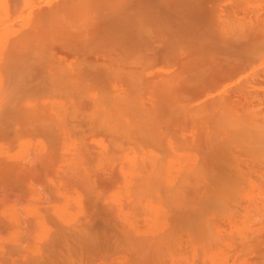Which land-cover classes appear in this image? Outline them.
Instances as JSON below:
<instances>
[{
  "label": "bare ground",
  "instance_id": "1",
  "mask_svg": "<svg viewBox=\"0 0 264 264\" xmlns=\"http://www.w3.org/2000/svg\"><path fill=\"white\" fill-rule=\"evenodd\" d=\"M12 113L22 160L78 183L36 264H264V0H0Z\"/></svg>",
  "mask_w": 264,
  "mask_h": 264
},
{
  "label": "rangeland",
  "instance_id": "2",
  "mask_svg": "<svg viewBox=\"0 0 264 264\" xmlns=\"http://www.w3.org/2000/svg\"><path fill=\"white\" fill-rule=\"evenodd\" d=\"M11 115H14V116H12V117H17V115L16 114H11ZM16 115V116H15ZM13 119V118H12ZM18 121V119L16 118L15 119V121H13V120H11L12 122H14V123H12V122H7V123H5V125L6 124H8V125H6V127L8 126H11V123H12V130L10 131V134H9V136H8V131H6V132H3V133H7L6 135H5V137L4 138H0V142L2 143L1 145L2 146H4V150H3V148L1 149V150H3V152L4 153H6V152H8V153H6V155L9 157V152H12V156L15 158L14 160H11L12 162H9V161H7L6 159H7V156L6 155H4L3 157H2V160H4V161H2L1 159H0V161H2L3 163L5 162H8V164L7 165H10L9 163H11V165L9 166V167H7L8 168V170L9 171H11V169H12V171H11V173H9V175H10V177H9V175H8V178H7V176H4V178H0V213H2V214H0V248H1V250H0V264H13L12 262L14 261V264H16L15 263V261H16V257L18 256V254L20 255V256H18L17 258L19 259V257H20V259L21 260H24V259H22V258H24L25 256V258H27V256H28V259L29 260H27V259H25V260H27L28 262H25V260L23 261V262H25V263H23L22 261V264H28V263H32V264H36V262L38 261V259H39V256H41V255H44V253L46 252V250H47V248H48V246L50 245V240H51V236H53L54 235V237H55V234L57 233V230H58V228L61 226V224H62V221L64 220V216H66L65 214L67 213V215H70V216H72V215H74V214H72V213H75L76 212V207L74 206V202H73V200L71 199L72 198V196H73V194L75 193V190H77L78 189V183L77 182H73V181H70V180H66L65 182H63L62 180H63V178H62V171H61V163H62V161H64V159L62 158V156H59V157H56V158H54L53 160H52V165H50V166H48L47 168H46V170H45V172L44 173H42V172H40V171H38L36 168L34 169V167H33V165L29 162V157H27V158H25V161L24 160H22V158H23V156H27V155H24L23 153H25L24 151H28L27 150V147H28V145H27V147L25 148V146L22 148V146H21V143H23V141H24V143H25V141H28V138H31L32 140H35V139H37V138H39L37 135H35V131H32L31 132V130H29L30 132H26V131H28V130H26L25 131V129H23V127L21 128V126L17 123L16 124V122ZM10 124V125H9ZM2 125V124H1ZM1 125H0V127H1ZM16 125L18 126V127H20L22 130H24V132L22 133V132H20V131H22L20 128H15L16 127ZM4 127V129L3 128H1L2 130H0V131H5V129L7 130V128L5 127V126H3ZM9 128H11V127H9ZM17 129L16 131H15V129ZM14 129V130H13ZM20 130V131H19ZM12 131H14V134H15V136H16V141L14 140V138H15V136H14V134H12ZM17 132H20L21 133V135L19 136L18 134H17ZM35 132V133H34ZM3 133H0V137H3L4 136V134ZM37 134V133H36ZM2 135V136H1ZM23 135V136H22ZM24 135H25V137H24ZM11 136V137H10ZM18 136V137H17ZM22 136V137H21ZM20 137V138H19ZM9 138H12V139H9ZM9 139V140H8ZM18 139V140H17ZM10 140H12V141H15V142H12L11 143V141ZM19 140H21V141H19ZM5 141V142H4ZM9 141V142H8ZM4 142V143H3ZM29 142V141H28ZM8 145V147H10L11 148V150H10V148H8L7 147V145ZM9 143V144H8ZM19 143V144H18ZM5 144V145H4ZM18 144V145H17ZM1 145H0V147H1ZM16 145H17V148H16ZM6 147V148H5ZM20 148V149H19ZM32 149V148H31ZM15 150V152L16 151H21L20 153L18 152V154L17 153H13V151ZM55 152V154H57L56 153V151H54ZM3 153V154H4ZM22 153V154H21ZM16 156H15V155ZM19 154H21V156L19 155ZM10 156H11V153H10ZM11 156V157H12ZM19 156V158H16V157H18ZM15 161H17L18 162V164H17V162H15ZM19 161H20V163H19ZM4 163V164H5ZM12 163H15V164H17V166L15 167L14 166V164H12ZM1 166H3V165H1ZM26 168H25V167ZM12 167H14V168H12ZM31 167V168H30ZM14 169V170H13ZM32 170V171H31ZM33 170H34V172H33ZM25 172V174H26V178H27V180H28V183H29V185H31L32 187H33V189H35V191L34 192H28V191H26V193H25V190H22V192H21V190H15V189H13L12 188V186H10V184H11V179L14 177V178H17L18 177V175L21 173V172ZM36 171V172H35ZM30 173V174H29ZM32 173V174H31ZM30 175H31V177H30ZM62 175V176H61ZM29 176V177H28ZM7 179H6V178ZM49 177H51L52 179V181L50 180V179H48ZM4 180V181H3ZM30 180V181H29ZM49 180V182H51V184H53L52 186H53V188H50V189H48V190H44V188H43V185H45V183L47 182ZM4 182V183H3ZM52 182H54V183H52ZM2 183V184H1ZM36 183V184H35ZM34 184V185H33ZM70 184V185H69ZM35 186V187H34ZM38 187V188H37ZM6 188H8V189H6ZM37 189V190H36ZM18 191V192H17ZM60 191V192H59ZM28 192V193H27ZM35 192H37V193H35ZM64 192V193H63ZM62 193V194H61ZM66 193V194H65ZM32 194V197L30 196ZM50 194V195H49ZM61 194V195H60ZM10 195V196H9ZM35 196V199H33V197ZM54 195V196H53ZM66 195V196H65ZM69 195V196H68ZM68 196V197H67ZM66 197V198H65ZM19 198V199H18ZM39 198V199H38ZM18 199V200H17ZM64 199H66V200H64ZM64 200V201H63ZM72 200V201H71ZM10 201V202H9ZM12 201V202H11ZM15 201V202H14ZM17 204V205H15V204ZM26 203H28V205H30V206H28ZM30 203V204H29ZM50 203H52L53 205H50ZM71 203H72V205L74 206V207H72V205H71ZM13 204L14 206H11V205ZM21 205V207H22V209H21V207H20V205ZM26 204V205H25ZM31 204H32V206H33V208L34 209H32V210H34V211H32V210H29V209H31L32 208V206H31ZM35 204H37L38 205V207H37V205H35ZM44 204H45V206H44ZM57 206H56V205ZM69 204V205H68ZM35 205V206H34ZM63 206V207H62ZM66 206H67V208H68V212H66ZM4 207H6V208H4ZM8 207L9 208H12V210H10V209H8ZM13 207H16V209L15 208H13ZM29 207V208H28ZM42 207V208H41ZM56 207H57V211H55L56 210ZM71 207H72V209H71ZM20 208V209H19ZM27 208V209H26ZM41 208V209H40ZM53 208V209H52ZM61 210H60V209ZM62 208H63V210H62ZM74 208V209H73ZM3 209V210H2ZM8 209V210H7ZM26 209V211H25V213H24V210ZM37 209V211H35ZM40 209V210H39ZM51 209V210H50ZM19 210H22V211H19ZM47 210V211H46ZM65 210V211H64ZM69 210H71L72 211V213H71V211H69ZM3 211H4V213L5 214H3ZM10 213V212H12L13 213V217H12V213H8V212ZM29 211V212H28ZM43 213H42V212ZM53 211H55L56 213H54ZM7 212V213H6ZM20 212V213H19ZM53 212V213H52ZM58 212H60V213H58ZM66 212V213H65ZM70 212V213H69ZM24 213V214H23ZM69 213V214H68ZM31 214V215H30ZM72 214V215H71ZM77 214V213H76ZM4 215V216H3ZM9 215V216H8ZM11 215V216H10ZM16 215H18L17 216V220L15 219L16 217ZM25 215V216H24ZM27 215H29V216H27ZM62 215H64V216H62ZM34 216V217H33ZM52 216V217H51ZM61 216L63 217V218H61ZM54 217V219H52ZM14 218V219H13ZM57 218H58V221H57ZM7 219H9V220H11V221H7ZM37 219V220H36ZM43 219V220H42ZM60 219H63V220H60ZM12 220H13V222H12ZM19 221L18 222V224H16L17 222L16 221ZM41 220V221H40ZM37 221V222H36ZM43 221V222H42ZM49 221H50V224H49ZM7 222V223H6ZM14 222H16V223H14ZM41 224H40V223ZM48 222V223H47ZM54 222V223H53ZM58 222H60V223H58ZM65 222V220L63 221V224H65L64 223ZM22 223H23V225H22ZM68 223V222H67ZM66 223V224H67ZM5 224H7V225H5ZM14 224V225H13ZM48 224V225H47ZM9 225V226H8ZM22 225V226H21ZM42 226H44V227H42ZM47 226V227H46ZM48 226H55V227H50V229H52V230H50L49 228H48ZM44 228V229H43ZM19 229H20V231H19ZM22 229V230H21ZM43 229V230H42ZM16 230V231H15ZM24 230V231H23ZM27 230V231H26ZM31 230V231H30ZM34 230V231H33ZM46 232H45V231ZM48 230H50L51 232H49L48 233ZM14 232V234H13V232ZM46 233V240H42V237H45V236H43L45 233ZM20 232H22L21 234H20ZM25 232H27V234L25 233ZM36 232V233H35ZM43 233V235H41L42 233ZM18 233V234H17ZM39 233H41L40 235H39ZM35 234H36V236H35ZM50 234H51V236H50ZM13 235V236H12ZM16 235H17V237H19V239L18 238H16L15 239V237H16ZM20 235V236H19ZM34 235V236H33ZM12 236V237H11ZM40 236V237H39ZM51 238H50V237ZM9 237H10V239H9ZM49 237V238H48ZM33 238H35V239H33ZM48 238V239H47ZM3 239V240H2ZM6 241H5V240ZM19 243V242H22L23 243V245L21 244V243H19V244H16L17 242L15 241V240ZM22 239H24V240H22ZM30 239H33V240H30ZM38 239H41L43 242H42V244H40V242L39 241H41V240H39L38 241ZM45 239V238H44ZM50 239V240H49ZM53 239V238H52ZM22 240V241H21ZM36 241H38L39 242V244L36 242ZM32 242V243H31ZM34 242V243H33ZM29 243H30V245H29ZM15 245V246H14ZM41 245V247H39ZM9 246H10V249H9ZM12 246V247H11ZM14 246V247H13ZM41 248L40 249V251H39V248ZM25 250H26V252H25ZM8 251V252H7ZM17 251H19L18 253H17ZM27 251H28V253H27ZM4 252H5V254H4ZM6 252H7V254H6ZM15 252H16V254H15ZM32 252H34V253H32ZM39 252H43V254L42 253H39ZM23 253V254H22ZM32 253V254H31ZM1 254H2V257H5V256H7L9 259H7L6 257L4 258V259H2L1 258ZM34 254H36L35 256L37 257V258H35L34 257ZM23 255H24V257H23ZM13 256V257H12ZM35 259H34V258ZM13 258V260L11 261V259ZM33 258V260H31ZM74 258V257H73ZM3 260V261H2ZM10 260V262H8V261ZM35 260V261H34ZM5 261V262H4ZM31 261V262H30ZM33 261L35 262V263H33ZM74 261V260H73ZM7 262V263H6ZM19 262H20V260H19ZM20 262V263H21ZM19 263V264H20ZM18 264V263H17Z\"/></svg>",
  "mask_w": 264,
  "mask_h": 264
}]
</instances>
